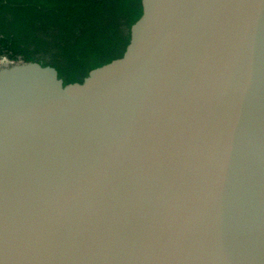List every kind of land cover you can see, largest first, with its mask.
Segmentation results:
<instances>
[{"label": "water", "instance_id": "obj_1", "mask_svg": "<svg viewBox=\"0 0 264 264\" xmlns=\"http://www.w3.org/2000/svg\"><path fill=\"white\" fill-rule=\"evenodd\" d=\"M64 85L0 65V264H264V0H142Z\"/></svg>", "mask_w": 264, "mask_h": 264}, {"label": "trees", "instance_id": "obj_2", "mask_svg": "<svg viewBox=\"0 0 264 264\" xmlns=\"http://www.w3.org/2000/svg\"><path fill=\"white\" fill-rule=\"evenodd\" d=\"M142 0H0V58L54 67L64 85L122 57Z\"/></svg>", "mask_w": 264, "mask_h": 264}, {"label": "built area", "instance_id": "obj_3", "mask_svg": "<svg viewBox=\"0 0 264 264\" xmlns=\"http://www.w3.org/2000/svg\"><path fill=\"white\" fill-rule=\"evenodd\" d=\"M1 59H3V62H4V63H7V64H14V63H18V62L22 61V60H20V59H17V60H10V59H8V58L5 57V56H3Z\"/></svg>", "mask_w": 264, "mask_h": 264}, {"label": "rangeland", "instance_id": "obj_4", "mask_svg": "<svg viewBox=\"0 0 264 264\" xmlns=\"http://www.w3.org/2000/svg\"><path fill=\"white\" fill-rule=\"evenodd\" d=\"M2 58V57H1ZM0 58V65H2L4 62H3V59ZM21 62V61H20Z\"/></svg>", "mask_w": 264, "mask_h": 264}]
</instances>
